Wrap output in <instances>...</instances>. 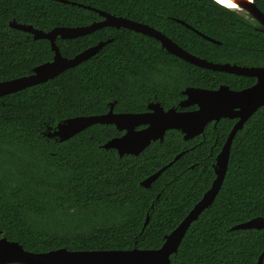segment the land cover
<instances>
[{
    "label": "trees",
    "instance_id": "16d2710c",
    "mask_svg": "<svg viewBox=\"0 0 264 264\" xmlns=\"http://www.w3.org/2000/svg\"><path fill=\"white\" fill-rule=\"evenodd\" d=\"M68 1L147 24L207 61L264 67L258 23L213 0ZM254 3L264 13V0ZM95 19V12L57 0H0V82L28 75L53 56L47 40L10 28L11 21L49 31ZM107 40L94 56L53 79L0 96V238L27 251L159 248L210 188L215 157L234 120L209 123L188 141L167 131L137 157L101 147L121 135L113 125L94 124L58 142L46 136L57 123L104 114L111 103L124 113L143 112L152 102L174 106L187 87L240 90L255 83L189 64L155 39L124 28L58 37L56 45L71 58ZM181 152L149 188L140 185ZM254 217H264V106L237 131L219 192L191 223L170 264H257L264 230H230Z\"/></svg>",
    "mask_w": 264,
    "mask_h": 264
},
{
    "label": "water",
    "instance_id": "95a60500",
    "mask_svg": "<svg viewBox=\"0 0 264 264\" xmlns=\"http://www.w3.org/2000/svg\"><path fill=\"white\" fill-rule=\"evenodd\" d=\"M58 2L82 7L98 13L103 19L87 26L78 27H54L49 31L34 28L30 24H20L15 21L9 23V27L32 35L33 39H45L49 42L52 59L32 68L31 73L18 78L0 82V96L11 94L30 86L47 82L61 72L78 65L79 63L94 56L109 40L98 42L94 46L84 49L71 58L61 55L56 39H71L91 33L102 27H115L132 30L146 35L158 41L161 48L166 52L182 59L183 61L206 70L225 72L237 76L255 78V83L242 90H232L226 85L217 89H205L199 87H187L182 94L185 96L179 103L180 108L196 106L193 110L179 111L176 108L164 110L158 102L150 103L146 112L139 113H115L113 104H110L108 112L100 115L76 116L67 118L57 123L54 130L46 134L58 142H64L80 131L94 124L113 125L121 136L108 140L101 147L114 149L119 157L124 155L139 156L142 151L152 142L164 139L169 130H177L183 134V139L188 140L200 135L209 122H217L221 118L237 119L233 124L220 152L217 154L214 165L215 178L210 188L203 194L201 199L192 207L177 227L164 237V242L157 249L129 250H67L59 248L47 252H30L25 250L18 242L8 241L0 238V264H170V255L177 248L191 223L196 221L199 215L208 208L219 192L227 171L230 148L232 141L245 122L262 106H264V67L262 66H239L230 63H214L206 59L194 56L173 42L166 35L153 27L136 22L124 17L114 16L90 6L70 2L68 0H57ZM216 3L224 6L217 0ZM253 1V0H252ZM226 7V6H224ZM228 8V7H227ZM248 12L263 26L264 13L253 3ZM247 10V9H246ZM178 23L192 29L183 21ZM193 30V29H192ZM203 39L217 43L219 42L193 30ZM145 126L142 129H136ZM180 153L155 173L140 182L143 188L150 185L177 161ZM147 215L143 228L147 225ZM264 230V217H254L246 222L236 224L230 230ZM264 250L257 259V264H262Z\"/></svg>",
    "mask_w": 264,
    "mask_h": 264
},
{
    "label": "flooded vegetation",
    "instance_id": "af4514ba",
    "mask_svg": "<svg viewBox=\"0 0 264 264\" xmlns=\"http://www.w3.org/2000/svg\"><path fill=\"white\" fill-rule=\"evenodd\" d=\"M256 0H253V3L255 2ZM255 4V3H254ZM231 10H233V11H237V10H240V11H244L245 12V14L251 19V20H253V22L251 21V20H249L248 18H245V20H247L249 23H255V21L258 23V26L260 27V23L246 10V9H244V8H241V7H238V8H234V9H231ZM92 11V10H91ZM94 12V11H93ZM96 13V12H95ZM237 13V12H236ZM99 17H100V19H95V20H93L91 23H89V24H87V25H90V24H92V23H94V22H99V21H101L102 19H103V17L102 16H100L98 13H96ZM115 16V15H114ZM87 25H84V26H87ZM186 25H188V24H186ZM189 27H191L190 25H188ZM78 27V26H77ZM102 28H104V27H102ZM192 28V27H191ZM101 29V28H100ZM188 29H190V28H188ZM193 29V28H192ZM192 29H190V30H192ZM256 29H259L260 30V28H258V27H256ZM97 30H99V29H97ZM193 30H195V29H193ZM192 30V31H193ZM96 31V30H95ZM95 31H93V32H95ZM195 31H197V30H195ZM263 31V30H262ZM194 32V31H193ZM199 32V31H198ZM92 33V32H91ZM200 33V32H199ZM88 34H90V33H88ZM88 34H85V35H88ZM202 34V33H201ZM198 35V34H197ZM204 35V34H203ZM84 36V35H83ZM200 36V35H199ZM205 36H207V35H205ZM78 37H80V36H78ZM207 37H209V36H207ZM77 38V37H76ZM169 38V37H168ZM210 38V37H209ZM72 39V38H71ZM211 39H213V38H211ZM214 40V39H213ZM216 41V40H215ZM174 42V41H173ZM218 42V41H217ZM215 44H217V43H215ZM237 65V64H236ZM239 66H241V65H239ZM234 75V74H233ZM221 86V85H220ZM186 89V88H185ZM184 89V90H185ZM231 89V88H230ZM183 90V91H184ZM232 90H237V89H232ZM240 90H242V89H240ZM182 91V92H183ZM183 95V94H182ZM184 96V95H183ZM185 98V96L183 97V99ZM182 100V99H181ZM180 100V101H181ZM180 101L178 102V104H176V105H174V106H169V107H166V108H164L159 102V104L162 106V108L164 109V110H167V109H169V108H176L177 110H179V111H183V110H193V109H196V106L194 105V106H190V107H187V108H180L179 107V103H180ZM152 103H154V102H152ZM150 104V103H149ZM148 107V106H147ZM146 107V110L145 111H143V112H146V111H149L148 110V108ZM191 107H194V108H191ZM113 112H115L114 111V104H113ZM115 113H124V112H115ZM139 113V112H138ZM221 119H227V118H221ZM220 119V120H221ZM229 120H234V123L237 121V119H229ZM218 122V121H217ZM217 122H214V121H212V122H209V123H212V126L214 127L215 126V124L217 123ZM208 123V124H209ZM233 126V125H232ZM143 127H145V126H139V127H137L136 129L138 130V129H142ZM206 127V126H205ZM118 131V130H117ZM170 131V130H169ZM177 131V130H176ZM204 131V130H203ZM119 132V131H118ZM179 132V131H178ZM230 132V131H229ZM124 132H121V135L123 134ZM180 133V132H179ZM166 134V133H165ZM181 135H182V139H183V134L182 133H180ZM201 134H203V132L201 133ZM200 134V135H201ZM229 134V133H228ZM120 135V136H121ZM200 135H197V136H195V137H193V138H191V139H188V140H193V139H195V138H197L198 136H200ZM228 136V135H227ZM227 138V137H226ZM184 140V139H183ZM188 140H184V141H188ZM226 140V139H225ZM225 140H224V142H225ZM224 142H223V144H224ZM223 144L221 145V147H220V150H221V148H222V146H223ZM220 150L218 151V153L220 152ZM182 153V152H181ZM183 154H184V152H183ZM182 154V155H183ZM181 155V156H182ZM217 156V155H216ZM215 159H216V157H215ZM214 165H215V162H214V164H213V171H214Z\"/></svg>",
    "mask_w": 264,
    "mask_h": 264
},
{
    "label": "bare ground",
    "instance_id": "6f19581e",
    "mask_svg": "<svg viewBox=\"0 0 264 264\" xmlns=\"http://www.w3.org/2000/svg\"><path fill=\"white\" fill-rule=\"evenodd\" d=\"M217 1L230 9L241 7L247 9V11L248 10L250 11V9L253 10L252 0H217Z\"/></svg>",
    "mask_w": 264,
    "mask_h": 264
},
{
    "label": "rangeland",
    "instance_id": "374dc122",
    "mask_svg": "<svg viewBox=\"0 0 264 264\" xmlns=\"http://www.w3.org/2000/svg\"><path fill=\"white\" fill-rule=\"evenodd\" d=\"M236 12H237V14H239L240 16H242L243 18L245 17V18H248L249 20H251V19L245 14L244 11L237 10ZM251 21L253 22V20H251ZM257 27L260 28L261 30H263V26H262V25H260V27H259V26H257Z\"/></svg>",
    "mask_w": 264,
    "mask_h": 264
},
{
    "label": "clouds",
    "instance_id": "9594fccd",
    "mask_svg": "<svg viewBox=\"0 0 264 264\" xmlns=\"http://www.w3.org/2000/svg\"><path fill=\"white\" fill-rule=\"evenodd\" d=\"M215 2V1H214ZM220 5V4H219ZM222 6V5H221ZM224 7V6H223ZM225 8H227V7H225ZM228 9H230V8H228ZM231 10V9H230Z\"/></svg>",
    "mask_w": 264,
    "mask_h": 264
}]
</instances>
